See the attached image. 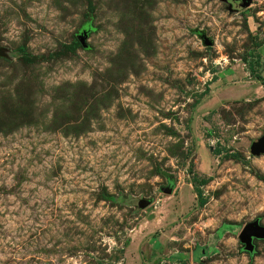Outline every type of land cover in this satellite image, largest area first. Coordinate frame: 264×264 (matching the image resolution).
I'll use <instances>...</instances> for the list:
<instances>
[{
    "label": "rangeland",
    "instance_id": "1",
    "mask_svg": "<svg viewBox=\"0 0 264 264\" xmlns=\"http://www.w3.org/2000/svg\"><path fill=\"white\" fill-rule=\"evenodd\" d=\"M234 7L0 0V264H264V0Z\"/></svg>",
    "mask_w": 264,
    "mask_h": 264
},
{
    "label": "water",
    "instance_id": "2",
    "mask_svg": "<svg viewBox=\"0 0 264 264\" xmlns=\"http://www.w3.org/2000/svg\"><path fill=\"white\" fill-rule=\"evenodd\" d=\"M234 1V0H229ZM238 1L237 5L233 9H237L238 7H245L249 4L250 0H235ZM232 9L229 6V10ZM203 42L210 44L211 41L208 40L205 36L202 37ZM250 151L252 154L257 155L259 153L264 154V131L263 133L256 139L252 140L250 144ZM166 193L169 192V189H165ZM150 200L146 198H139L136 202L137 208H143L149 204ZM237 240L240 244L239 249L247 252L252 253L254 251V240H261L264 243V225L260 224L257 219H253L245 223L241 230L237 235Z\"/></svg>",
    "mask_w": 264,
    "mask_h": 264
},
{
    "label": "trees",
    "instance_id": "3",
    "mask_svg": "<svg viewBox=\"0 0 264 264\" xmlns=\"http://www.w3.org/2000/svg\"><path fill=\"white\" fill-rule=\"evenodd\" d=\"M78 44V40H76V39H74L73 40V45H77ZM253 58H255V61L254 62H249L248 64H247V71L250 73V75H252L255 79H257L259 82H260V84H262V81H263V76H261L260 74H259V72L257 71H255L254 69H253V64H256L257 62H258V54H256V55H254V57ZM261 67H264V62L260 65ZM259 66V67H260ZM204 94V93H203ZM202 97V95L201 96H199L198 97V99H200ZM198 99H197V101H198ZM193 191L195 192V194H196V196H197V199H198V202H199V204H202L203 203V199L201 198V196H200V191H199V189L196 187V186H193ZM203 250H204V248H203ZM204 252H205V250H204ZM203 252V253H204Z\"/></svg>",
    "mask_w": 264,
    "mask_h": 264
},
{
    "label": "crops",
    "instance_id": "4",
    "mask_svg": "<svg viewBox=\"0 0 264 264\" xmlns=\"http://www.w3.org/2000/svg\"><path fill=\"white\" fill-rule=\"evenodd\" d=\"M257 54H258V59L260 58V56H259V53L257 52ZM260 62H261V64L264 62V60H260ZM239 71L240 72H242L240 69L238 70V71H236L235 70V72L234 71H231V72H229L227 75H224V77L226 76V77H233V76H237V73H239ZM242 73H244V72H242ZM259 74L261 75V76H263L264 77V67H259ZM223 91V90H222ZM227 99V98H226ZM223 100V99H222ZM156 245V244H155ZM195 248V247H194ZM199 250H201V252L200 253H202V248H198Z\"/></svg>",
    "mask_w": 264,
    "mask_h": 264
},
{
    "label": "flooded vegetation",
    "instance_id": "5",
    "mask_svg": "<svg viewBox=\"0 0 264 264\" xmlns=\"http://www.w3.org/2000/svg\"><path fill=\"white\" fill-rule=\"evenodd\" d=\"M228 1H229V0H228ZM229 2H230V1H229ZM230 3H231L233 6H236L237 3H238V1H235V0H234V1H231Z\"/></svg>",
    "mask_w": 264,
    "mask_h": 264
}]
</instances>
